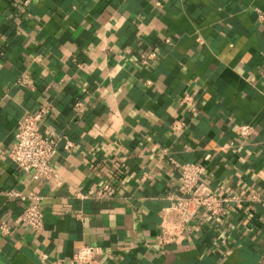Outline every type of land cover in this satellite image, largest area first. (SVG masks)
Segmentation results:
<instances>
[{"label": "crops", "instance_id": "0c3cea01", "mask_svg": "<svg viewBox=\"0 0 264 264\" xmlns=\"http://www.w3.org/2000/svg\"><path fill=\"white\" fill-rule=\"evenodd\" d=\"M263 72L264 0H0V149L43 106L39 129L73 142L57 143L55 182L0 160V264H55L83 245L102 249L94 264H264L257 201L156 244L180 163L203 165L199 182L218 197L264 200ZM241 124L254 133L239 137ZM7 192L38 196L40 231Z\"/></svg>", "mask_w": 264, "mask_h": 264}, {"label": "built area", "instance_id": "2783aa9c", "mask_svg": "<svg viewBox=\"0 0 264 264\" xmlns=\"http://www.w3.org/2000/svg\"><path fill=\"white\" fill-rule=\"evenodd\" d=\"M154 55L149 53L140 63L147 64ZM264 73V72H263ZM181 106L188 110L190 119L197 116V108L189 93H184L179 99ZM77 107L80 106L76 102ZM48 108L43 106L35 112L25 113L17 122L12 146L8 150L0 149V160L7 158L18 169L30 174L33 180L56 181V174L51 167L50 161L56 153L58 141H62L64 150L69 151L73 142L66 136H57L52 130L39 129L42 116L47 113ZM170 128L176 132L185 130L183 121L174 120ZM237 134L241 138H247L254 133L249 124H241L237 127ZM204 166L195 162H183L178 164L179 192L170 196L171 203L160 209L159 233L156 244L166 246L176 241L185 231L194 217L203 219L209 217L224 216L228 205L239 209L242 201H257L264 205V200L251 193L247 197L238 194L218 197L208 187L201 184L199 180L204 174ZM258 178L264 183V168L258 171ZM106 185L97 191L98 194L106 189ZM7 195L24 200L25 204L18 214V221L38 232L43 227V212L36 195H23L19 192H7ZM10 233L9 222L0 223V235L7 236ZM102 249L98 246L83 245L68 260L58 259L55 264H94V256L101 254ZM46 254H40L42 262Z\"/></svg>", "mask_w": 264, "mask_h": 264}]
</instances>
